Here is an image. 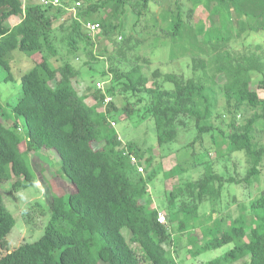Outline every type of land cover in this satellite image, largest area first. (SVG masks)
Returning a JSON list of instances; mask_svg holds the SVG:
<instances>
[{"label": "trees", "instance_id": "trees-1", "mask_svg": "<svg viewBox=\"0 0 264 264\" xmlns=\"http://www.w3.org/2000/svg\"><path fill=\"white\" fill-rule=\"evenodd\" d=\"M191 1L186 21L176 6L175 11L161 14L163 26L159 29L170 40L171 49L182 47V53L171 58L188 55L194 74L155 68L149 77L141 67L147 59L135 55L125 70L109 65V73H102L112 75L109 84L103 80L104 91L96 84L89 88L88 95L96 102L88 104L87 94H79L72 84L78 69L54 46V25L69 23L67 54L77 50L74 36L84 41L85 47L95 44V33L86 31L84 22L99 23L97 38H107L114 49L122 51L123 41L113 35L123 28L126 7L139 19L150 13L158 0H59L57 5H44L41 0H0V66L9 71L14 50L25 52L33 62L20 75L17 102L4 109L0 106V182L11 180L13 192L37 182L36 172L20 152L24 143L27 151L54 150L60 172L73 186L68 194L51 196L50 215L40 237L11 251L6 235L14 217L0 192V264H181L173 252L178 253L174 246L184 233L193 258L232 244L223 254L201 264H264V187L259 188L264 165V96L250 86L253 74H261L259 83L264 87V61L257 50H237L230 45L243 34L264 32V0ZM199 4L220 17V24L228 26L236 14L238 19L225 28L226 33L220 32L222 28L192 26ZM73 6L75 12L69 9ZM11 17L18 18L13 25L8 23ZM90 49V58L99 59L102 54ZM219 75L225 79L221 85L223 113L215 111L212 93ZM115 93L125 98L120 110L113 101ZM105 95L111 96L107 104L103 103ZM138 102H144L142 116L153 119L158 145L174 141L179 129L190 132L193 127L196 134L184 146L203 145L208 138L216 160L234 162L241 155L246 167L240 174L233 164L229 174L226 169L215 170L213 160L193 162L188 169L201 165L200 176L177 181L166 191L165 221L159 222L161 212L149 195L151 176H146L150 164L142 167L145 173L137 169L144 150L131 142L123 147L111 123L123 111L130 114ZM7 109L13 120L5 116ZM223 115L228 116L225 127L215 123L222 122ZM24 127V135L19 136L16 130ZM185 170L187 167L177 163L163 176L167 181ZM227 184L246 188L257 184L259 189L247 204L236 203V215H215ZM205 201L210 208L202 212L200 205ZM124 227L128 236L122 233Z\"/></svg>", "mask_w": 264, "mask_h": 264}, {"label": "rangeland", "instance_id": "rangeland-1", "mask_svg": "<svg viewBox=\"0 0 264 264\" xmlns=\"http://www.w3.org/2000/svg\"><path fill=\"white\" fill-rule=\"evenodd\" d=\"M34 1L39 2L40 0ZM81 5L83 6L82 3ZM176 6L179 7L181 18L186 21L187 11L193 6L191 0H158L157 3L151 5V12L139 19H137V16L129 7H126L123 14V28L120 33L113 35V38H116L118 41H123L122 51L114 49L112 47L113 44L107 38L102 36L97 38L98 28L94 34L95 44L92 47L90 45L85 47L84 41L74 36L77 50L74 54H67V50L70 47L69 33L71 32L69 23L67 21V23L63 24V27L59 26V22L54 25V46L62 56L68 55L73 65L78 69V74L72 79V84L79 94H87L85 101L88 104H95L96 102L92 96L88 95L87 90L94 87L97 80H107L106 84H109L112 75H102L105 71L109 73V65L112 64L119 69L125 70L130 66L135 55H140L147 59V62L141 64V67L143 72L149 77H151V71L155 68H158L161 72H183L185 75L194 74L191 72L190 57L188 55L171 58L173 55L182 53V47L176 45L171 49L170 40L159 29V25L163 26L161 14L168 10L175 11ZM103 13L101 12L100 14ZM238 16L239 14H236L234 17H231L232 22L229 21L228 26L225 23L220 24L219 22L222 20L220 17L211 14V10L204 6V4H199L195 7L190 22L192 26L202 24L204 30L212 28L220 31L222 28L220 32L226 33L225 28L232 27L238 19ZM65 17L67 16L65 15ZM64 18H62L61 22H63ZM17 21V17H11L8 23L13 25ZM230 45L237 50H257L264 61L263 31L243 34L241 38L232 40ZM89 49L92 50L93 54L100 53L102 55L99 59H91L88 54ZM188 53L189 50L186 54ZM12 57L9 71L0 66V106L2 109L14 105L17 102L21 92L20 75L29 70L33 65L31 59L23 51L14 50ZM58 58L60 60V57ZM50 60L54 61V58ZM55 62L52 64L54 65ZM6 75H10V78L6 79ZM262 77L263 75L261 74H253L250 85L251 89L255 90L260 96H264V87L259 83ZM224 80L222 75L217 76L215 79L216 83L212 89L213 97L215 98V111L221 113H223L224 106L221 85L224 83ZM167 86L170 85L167 84ZM130 100L134 101L133 99ZM113 101L118 110L126 103L125 98L118 93L114 94ZM143 109L144 102H138L133 106V111L130 114H126L124 111L120 116L117 114L116 119L114 121L112 120L114 122L113 130L122 140L123 147L126 143L131 142L144 150L143 158L141 159L142 163L139 166L143 167L145 164H150L147 167L148 173L146 175L151 176L148 178L149 195L153 206L161 213H165L166 191L173 184L180 180L196 179L200 176L202 171L201 165L188 169L193 162L199 163L203 159L213 160L215 170L222 171L226 169L229 174L233 171V164L236 165V169L240 174L246 167L241 155H237L234 158V162H232V159L225 160L224 158L216 160L215 148L208 138L205 139L203 145L195 143L194 146H184L196 134L193 127L190 132L179 129L178 136L174 141L158 145L153 119L151 116H142ZM5 116L9 118L8 120H13V115L9 109L5 112ZM18 121L21 126V121ZM227 121L228 116L223 115L222 122L217 120L215 123H218L221 127H225ZM25 129L26 127L22 128L21 131L16 130V133L19 136H23ZM192 149L194 154L192 153ZM207 149L208 153L205 151ZM20 152L33 167L34 172H36L37 182L24 187H18L17 191L14 192L10 191L11 180L0 182V192L2 193L3 202L14 217V225L6 235L9 251L24 242H32L38 239L50 215L49 204L51 196L54 194H68L69 191L73 190V186L60 172L59 157L54 150L27 151L25 144L22 143ZM205 154L207 156H204ZM177 163L187 167V170L166 181L163 173ZM142 172L145 173L146 169H143ZM261 187H264V165L259 176V188ZM259 188L257 184L250 185L248 188L227 184L221 199L215 207L218 210L215 215H236V203L240 201L247 204L249 199L256 195ZM209 208L210 204L208 201L200 205V211L202 212L207 211ZM196 231L195 233L198 234V231ZM122 233L128 236L127 228H122ZM174 236L178 237V234H174ZM176 246L174 248H179L178 253L175 254L173 252V254L178 262H181V264H201L223 254L232 247V244L203 251L193 258L188 252L190 248L188 235L184 233L178 238Z\"/></svg>", "mask_w": 264, "mask_h": 264}, {"label": "built area", "instance_id": "built-area-1", "mask_svg": "<svg viewBox=\"0 0 264 264\" xmlns=\"http://www.w3.org/2000/svg\"><path fill=\"white\" fill-rule=\"evenodd\" d=\"M41 3H43L44 5H49V4H52V5H57L59 4V0H41ZM80 4L79 1H77L75 3L76 6H78ZM70 10L74 11L75 12V7L73 6L72 8H70ZM84 27L85 29L89 32V33H95L97 31V29L99 28V23L97 22H87V23H84ZM96 88L101 90V91H104V82L103 81H97L96 83ZM111 101V96L109 95H105L104 98H103V103L104 104H107L108 102ZM112 125H114V122L112 121L111 122ZM131 161L135 162L136 163V159L134 156H131ZM137 169L138 171L142 172L143 171V168L142 166H139L137 165ZM158 221L159 222H164L165 221V217L162 213H158V217H157Z\"/></svg>", "mask_w": 264, "mask_h": 264}]
</instances>
